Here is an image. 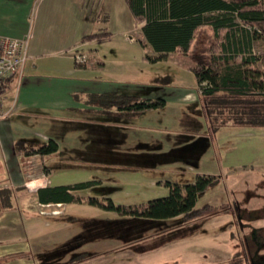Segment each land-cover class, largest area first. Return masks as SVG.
Returning <instances> with one entry per match:
<instances>
[{"label":"crops","instance_id":"crops-1","mask_svg":"<svg viewBox=\"0 0 264 264\" xmlns=\"http://www.w3.org/2000/svg\"><path fill=\"white\" fill-rule=\"evenodd\" d=\"M96 3L99 7L103 5L102 0H0V37H27L29 48L20 84L17 85L16 78L10 81L2 99L3 109H8L13 100L15 108L9 116L0 117V190L10 192V206L0 210V264H100L102 251L92 245L97 240L96 229L89 236L91 232L87 231L85 223L102 218H86L70 210L72 206L89 204L88 198L92 196L85 197L86 189L73 192L80 198L75 202L46 203L38 197L39 189L76 184H54L51 179L57 168L63 172L71 167L70 158L79 161L86 157L84 148H78L75 153L72 145L77 138L89 139L85 138L83 130H89L91 142L118 146L92 152L90 156L98 159L103 153L104 165L110 163L109 168L134 167L136 156L142 159L143 167L150 166L149 158L161 162L160 145L165 138L158 137L157 130L133 122L147 112L134 114L86 102L87 94L114 92L163 98L166 105L168 103L161 84L119 79L127 73L113 64L120 62L119 59H109L98 48L84 49L87 45L100 46L106 42L104 38L83 41L85 35L97 33L92 28ZM119 5L127 10L123 0H108L104 6L105 17L109 16L107 10L111 12V8ZM123 27V41L140 45L145 53L144 60L146 56L156 55L146 43L140 26ZM76 54L85 55L86 62L77 64ZM172 58L180 57L167 54L161 60ZM183 66L188 68L190 64L183 62ZM135 85L148 90L134 94L131 89ZM198 92L196 85L182 88L176 100L195 106L194 112L200 116ZM200 119L201 130L205 123ZM200 130L176 131L172 137L189 138L191 133L197 137ZM48 140L57 143V152L44 158L15 149L18 142L27 149ZM136 143L139 145L134 148ZM144 158H147L146 163ZM96 164L100 166L101 159ZM183 166L186 170L191 167L188 163ZM69 224H76L77 228L72 229Z\"/></svg>","mask_w":264,"mask_h":264},{"label":"rangeland","instance_id":"rangeland-1","mask_svg":"<svg viewBox=\"0 0 264 264\" xmlns=\"http://www.w3.org/2000/svg\"><path fill=\"white\" fill-rule=\"evenodd\" d=\"M104 3L102 0V6L96 3L94 7L92 28L97 33H107L102 37L106 42L100 46L87 45L84 49L90 51L98 48L109 59H119L120 62L113 64L120 66L118 70L127 72L119 79L126 78L136 83L154 82L165 89L163 95L168 99L167 105L138 116L133 121L157 130L158 137L165 138L160 145L163 153L161 162L149 158L150 166L143 167L142 159L136 156L134 167L109 168L110 163L105 162L104 165L103 153L98 159L90 156L92 152L105 151L109 147L116 149L118 146L91 142L89 139L92 136L85 129L82 132L89 139L82 141L83 137L77 138L72 145L75 153L78 148H84L86 157L79 161L70 158L71 167L63 172L60 167L57 168L51 180L54 184L59 182L66 185L94 181L96 183L84 191L85 197L96 196L100 199L112 196L116 205L133 206L166 196L168 187L165 181L183 184L193 182L197 175H215L219 177L218 184L205 189L198 196L196 206L226 204L228 210L176 227L169 226L171 229H168L169 223L165 221V229L159 231L156 228L146 229L142 226L145 225L142 220L129 221L120 225L123 238L106 237L98 231L97 240L92 245L102 251L100 264H215L243 255L250 264H264V127L227 125L213 137L205 135V127L200 130L201 119L194 112L195 106L176 100L182 88L196 85L194 74L183 66V62L188 61L184 58L155 62L144 60L145 53L140 45L123 41V26H138L131 14L119 5L111 8V12L107 10L109 16L105 17L104 6H107L108 0ZM251 52L264 58V38L259 36L253 40ZM257 66L262 67V63L258 62ZM155 79L168 81L156 83ZM147 90L135 85L131 92L142 94ZM183 130H200L201 133L197 137L192 133L188 134L189 138L172 137L176 131ZM138 145L136 143L134 148ZM149 152L152 154L151 150ZM100 159L101 165L97 166ZM59 160L61 158L57 162ZM146 161L147 158H144ZM183 163L191 166L189 170L184 168ZM30 165H34L33 161ZM159 181L163 182L160 184ZM70 210L86 218L113 221L118 217L116 212L87 203L72 206ZM69 225L72 229L77 228L76 224ZM113 228L116 231L118 226L113 225Z\"/></svg>","mask_w":264,"mask_h":264},{"label":"trees","instance_id":"trees-1","mask_svg":"<svg viewBox=\"0 0 264 264\" xmlns=\"http://www.w3.org/2000/svg\"><path fill=\"white\" fill-rule=\"evenodd\" d=\"M123 2L135 23L140 26L146 43L156 53L152 57L146 56L147 60L155 62L167 54H175L189 62L188 70L194 74L199 91L198 112L205 123V135L213 137L220 128L227 125L264 127V58L251 52L253 40L259 36L264 38V0ZM106 34H88L83 37V41L102 38ZM258 62L262 63V67L257 66ZM163 80L155 79V82L168 81ZM86 102L104 109H117L134 114L163 109L166 105L163 98L114 92L87 94ZM15 149L17 152L37 154L44 158L57 152V143L48 140L25 149L23 143L18 142ZM218 182V176L206 174L197 175L190 183L167 181L168 194L151 199L143 205H116L111 199H106L108 203H104L101 199L90 197L89 204L116 212L118 217L113 221L99 219L85 223L87 231L91 232L87 234L92 236L96 229V233L100 231L103 236L123 238L120 225L129 221L135 222L139 219L144 222L145 225L142 226L147 227L146 229L156 228L159 231L165 229L163 226L166 223H169L168 227H176L228 210L226 204L196 206L198 196ZM94 183L85 181L72 186L46 187L38 190V197L46 203L75 202L80 198L73 192L86 189ZM9 196L8 190H0V210L10 206ZM113 225L118 226L116 231L119 233L114 231ZM215 264L250 263L246 255H243Z\"/></svg>","mask_w":264,"mask_h":264},{"label":"built area","instance_id":"built-area-1","mask_svg":"<svg viewBox=\"0 0 264 264\" xmlns=\"http://www.w3.org/2000/svg\"><path fill=\"white\" fill-rule=\"evenodd\" d=\"M28 38L0 37V117H7L15 108L14 100L8 109H3V101L8 91L9 83L16 78L20 84L23 69L28 60ZM77 63L86 62L85 55H75ZM31 162V161H30ZM45 213V211H40Z\"/></svg>","mask_w":264,"mask_h":264}]
</instances>
